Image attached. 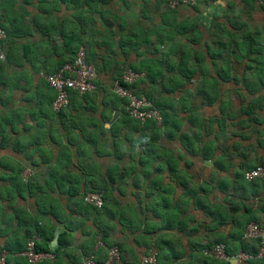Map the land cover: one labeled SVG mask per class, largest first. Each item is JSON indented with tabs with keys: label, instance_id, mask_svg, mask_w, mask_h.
Returning <instances> with one entry per match:
<instances>
[{
	"label": "crops",
	"instance_id": "0c3cea01",
	"mask_svg": "<svg viewBox=\"0 0 264 264\" xmlns=\"http://www.w3.org/2000/svg\"><path fill=\"white\" fill-rule=\"evenodd\" d=\"M159 1L161 2L157 4V0H111L106 3L103 0H96L87 4L84 0H78L75 5L71 0H46L42 3L38 0L26 2L13 0L6 16L2 14L6 17L4 18L6 22H16L18 29L23 27L28 32V35L19 34L17 43L31 44L33 48L29 52V57L18 56L20 64L14 66L11 63L7 69L0 71V190L4 188L6 190L0 192V247L11 243L13 237L17 236L21 239L24 232L17 228L20 218L21 222H24L28 220V216L39 215L42 218L40 222L47 225L49 233L55 234L59 231L58 243L57 246L53 245L54 249H60L59 235L62 232L64 234L62 242L65 246H62L64 249H60L63 254L61 264H73L72 258L76 260L81 258L82 261L87 253L105 259L107 246L102 240L99 243L95 240L99 234L103 236V233L97 229L93 215L85 212L79 201H76V205L81 209H74L73 203L74 198L82 197L84 190L89 191L91 181L98 180V183L104 182V186H107L106 202L109 200V204H113L115 183H118L115 182L114 173H126L127 177L132 174L130 181H124L126 186L121 183L124 190L116 187L120 197L139 191V194L130 195L131 198L129 196L123 198L124 201L130 200L132 204L138 205L141 203L140 200H144L146 206L147 204L159 206L155 202L159 199H154L156 198L154 194L157 193L166 204V212L172 207L177 209L175 214L177 222H181L178 219H184L179 214L181 207L187 201L190 205L193 204L194 198L214 206H221L223 199L225 205H228L227 208L222 207L226 215H231L229 204H231L230 200L234 199L233 202L241 203L240 214L245 212L243 207L247 205L253 216L264 225V180L256 179L254 186L247 189L238 184V181L248 182L243 179L246 170L258 164L264 166V84H261V75L259 76L261 67H264V14L260 4L256 0H212L198 4L196 7H181L176 10L177 19L194 22L188 24L193 29L190 33L199 31L200 36L199 40L191 41L188 38L190 33L188 35L177 33L173 36L171 47L167 38L169 28L161 21V14L166 11L163 10L164 2ZM104 9L115 13L114 22L111 19V25L106 28L103 23H100L101 26L96 23L90 25L87 17L91 14L92 18L96 17L100 21V12ZM76 12H81L83 17H73ZM121 18L125 19L121 20ZM96 26L101 27L105 32L110 29L113 33L112 38H115L112 43H96L93 50L90 49L88 41L84 44L88 52H91L89 57L102 63L109 57H104L105 47L114 49L115 45L113 60L108 59L113 65L107 66L109 61L106 60L107 65L103 66V69L108 71L100 80V83L109 88L111 95L113 91L109 83L114 79L108 74L114 68L116 78L118 70L124 66L137 65L146 75L144 82L142 81L139 86L151 90L154 97L161 99L166 94L160 93L161 85L157 82L160 81L158 79L181 78L184 76V71L178 69L176 64L196 61L194 54L203 57L207 75L204 76L205 74L197 70L191 77L190 85H187L188 80L185 81L186 88L190 87L191 91V95L187 98L195 122L186 124L190 127V129L188 127L190 143L191 146L194 144L196 150L194 153L187 151L179 134V130L185 125V112L181 114L183 126L177 131V136L172 140L163 141V145L170 151H164L161 141L158 140L160 146L154 151L156 158L153 162L143 165L138 162L144 153L141 148L134 151L135 159L122 154L119 148L117 149L121 152V157L115 156V148L112 149L114 144L105 145L106 151L102 150L105 138L112 135L109 127L122 115L120 110L123 105L118 99L112 103L108 101L103 103L102 96L105 94V89L101 92L102 96H99L101 89L99 87V91L89 92L96 96V110L83 107L92 103L75 104V102L78 111L72 110L75 109L73 104H68L61 115L54 111L50 101L55 96V90L48 85L42 73H46L56 64L55 60L58 59L59 52L65 45L64 39H69L70 45L78 46L80 43L78 39L96 37L91 34V29L94 27L96 30ZM120 38L124 41L120 42ZM246 38L248 40H245ZM241 44H252L254 52L241 53L238 49ZM183 47H186L188 54H191L190 58H183ZM53 48H56L58 54L51 58L49 55L53 53ZM153 57L156 62H152ZM157 64L165 70V74L156 81L149 80L153 76L150 67ZM167 66L170 68L167 69ZM219 73L223 75L222 78L219 77ZM98 74L99 71L97 77ZM204 77L208 79L204 80ZM213 79H218L219 97L214 104H207L202 102V95L197 91L199 89L209 91ZM205 81L208 86L205 85ZM182 87L179 86V90L175 92V107H178L177 100H180L183 94ZM115 102L117 110H115ZM221 103L224 104L223 113L219 106ZM253 104H259L261 108ZM243 106L252 110V116L249 117L241 110ZM115 112L118 115L109 124ZM73 113L74 116L84 120V123H77L83 129L69 123ZM218 113L224 117L222 121L217 120ZM104 117L108 118L105 120ZM72 129L84 135L91 129L93 136L89 141L92 146L87 144L89 148L86 149L83 145L84 135L79 146L76 142H72L73 139L70 137ZM35 131H38V135L34 136L31 143L17 142L21 139L31 140ZM109 166L112 167L108 173ZM145 167L149 172H144V176L140 174L143 178L134 179V175L140 173L138 168L145 169ZM158 167L159 172L156 170ZM112 168H115V171H112ZM183 174L189 175L185 186L182 184ZM189 184L198 191L191 198L187 195L186 189ZM17 187L21 190V195L17 193ZM73 188L78 190L76 195L71 193ZM204 188L207 192L203 190ZM42 191L46 193L43 194ZM39 196L44 197L43 200L47 202L49 199L54 201L48 209L44 208L43 213L38 210V206L41 205L36 204V197L38 199ZM57 202L61 205L62 212L58 211ZM189 210L190 208L186 211L188 230H182L184 232L178 230V223L175 224V221L171 228H176L178 232L177 237L175 236L176 242L171 244L173 251L184 256L186 261L187 255L193 252L194 246L190 242L192 238L189 236L193 234L190 232L196 231L199 218L203 221V225L200 226H206L207 230L211 231V235L209 234L211 238L202 233L203 236L200 237L202 243L195 242V244L204 245L213 241L216 234L221 232L227 234L232 229L231 224L227 227L209 226L210 217L201 216L198 208L196 214L191 217ZM108 212L107 219L111 224L107 223L109 228L104 235L108 242L115 243L118 233L124 235L123 225L115 234L114 206ZM142 213L140 210V214ZM151 216L153 217L152 214ZM143 225L144 223L142 228ZM190 229L195 230L189 231ZM128 230L127 234H131L132 230ZM54 234L48 241L47 252H44L47 259L53 258L51 250L54 249L50 248L49 244ZM199 234L194 235V240L199 241ZM203 237H207V241ZM120 243L123 246L124 261L130 259L131 255L133 257L132 252L125 249L123 245L125 242L120 241ZM128 248L143 253L147 246H139L134 242ZM130 260L133 261L134 257Z\"/></svg>",
	"mask_w": 264,
	"mask_h": 264
},
{
	"label": "trees",
	"instance_id": "16d2710c",
	"mask_svg": "<svg viewBox=\"0 0 264 264\" xmlns=\"http://www.w3.org/2000/svg\"><path fill=\"white\" fill-rule=\"evenodd\" d=\"M24 2H26L27 0H23ZM39 3H42L46 0H38ZM87 4H91L92 2H95L96 0H84ZM105 3L107 1H111V0H103ZM212 1V0H210ZM207 1V2H210ZM71 2L75 5L77 4L78 0H71ZM161 1L157 0V4H159ZM162 2H164L163 5V10H166L165 12H163V14H161V21L162 24L164 26H167L169 28V32L167 33V38L170 40V45L172 47V41H173V36H175V34H183V35H188L190 32H193L192 27H190L188 24H192L194 22H185L180 21L177 19V12L176 10L186 6V5H178L175 7H171L167 0H162ZM207 2H201V3H207ZM13 4V0H0V26L3 27L6 31V39L4 41L3 44V48H4V59L0 60V71L1 70H5L9 67V65L11 63H13L14 66H16L17 64H20V62L18 61V56L21 57H26V56H30L31 49L33 48L31 44H25V43H17V39L19 38L18 35L20 34H25L28 35V32L25 31V29L23 27H21L20 29L19 26H17L16 22H6V19L4 20L3 17L4 15L6 16V13L8 11V7H10V5ZM194 7V6H193ZM260 7L262 9V12L264 14V5L260 4ZM107 10V9H106ZM162 10V11H163ZM4 13V15L2 16V14ZM101 20H97L96 17L92 18L91 14L87 17V21L90 22V25H95L96 24H100L103 23L104 28L108 27L109 25H111L112 20L113 22L115 20V13L111 12V11H101ZM73 17H79L82 18L83 15L81 12H76L73 14ZM80 26V25H79ZM101 26V24H100ZM91 34L93 36L96 35V37H89L87 39L85 38H80L78 39L79 45H75L72 46L70 45L69 39H64L65 41V45L63 46L62 50L59 52L58 55V59L55 60V65L52 68L46 69V73H55L57 72L65 63H72L75 58H76V54L78 49L80 48L79 46L83 45L84 46V42L88 41L89 45H90V49H94L95 44H108L109 42H113L115 40V38H112V31L109 29L107 32L102 31L101 27H97L96 26V30L93 27L91 29ZM251 35V34H250ZM199 36H200V32L197 31V33H190L188 38L191 41H195V40H199ZM252 38V36H250ZM248 37V39L250 38ZM98 38V39H96ZM247 38L245 40H248ZM130 40V39H129ZM120 42H123L124 39L120 38L119 39ZM148 41V39H146V42ZM118 42V41H117ZM86 44V43H85ZM254 46L252 44H244V45H239L238 49L241 53H250V52H254ZM53 53H51L49 56H55V54L58 52H56V48L52 49ZM169 51V50H168ZM170 52V51H169ZM188 50H186V47H183V58L184 59H188L191 57V54H188ZM91 52H88V50H86V59L87 62L91 63L94 65V67H96L97 71H100V69H103V66L107 65L106 60L110 59L109 57L104 59L105 61L102 62H96L94 60L91 59V57H89V54ZM115 53V51H114ZM194 58L196 61L194 62H188V61H184L183 63H178L177 68L184 71V76H181V81L179 82V80H175L176 77L174 78H169V79H159L160 81H157L160 83L161 88H160V93L162 94H166L165 96H163V98H158L157 96L154 97L153 92L151 90H147L144 87L139 86V83H141L142 81L144 82L146 75L144 73V75L139 78L137 81L128 84V83H124L122 82L120 79V75L122 74V69L118 70V76L114 79L115 81L118 80L120 82V84H122V86L124 87H128V88H132L133 90H135V92L137 93V95H141L144 94L145 97L147 98V100L150 102L149 106L146 108H152V109H156L159 112V115L161 117L160 122L158 123L156 121V119H146L144 121H141L139 119L136 118H132L126 111L125 109V100L123 99V97H120L119 95H116L113 93V95H115V97L118 99V102H120V104L122 103L123 105L120 112H121V116L120 118H122V122H121V143H122V154L127 155L128 158L131 159H135L136 155L134 154V151L137 149H142L143 150V155L142 158L138 159V162H141L143 165H146L149 162H153L154 159L156 158L155 156V150H157V148H159V141H161L162 145H163V141L164 140H172L177 136V131L183 126L182 123V117L181 114L183 112L186 113V123H195L194 119H193V114L191 111V108L188 104V96L191 95V91H190V87L186 88V83L185 81H187V85L191 84V77L196 73L197 70H199L202 74H205L204 76L207 75L206 72V65L204 64L203 57L199 54H194ZM152 62H156L155 58L153 57ZM109 61V60H108ZM48 62V61H46ZM112 63V61H109ZM103 65V66H102ZM194 65V66H193ZM108 66V65H107ZM115 66V63H114ZM131 69L135 70V71H139V68L137 67V65L133 64L129 66ZM167 69H169L170 67L167 66ZM175 68V67H173ZM1 75V74H0ZM261 75V84H264V67H261V71L259 76ZM222 74L219 73V77L222 78ZM258 77V74H257ZM187 78V79H185ZM190 79V80H189ZM207 77H204V80H207ZM96 80V79H95ZM93 81L94 84L96 85L97 82ZM149 80H153L156 81V78H149ZM214 82H212L211 84V89L209 91H207L206 89H199L197 92L199 94H201L202 96V102L207 103V104H214L216 102V100L219 97V92H218V88H217V83H218V79H213ZM5 82V81H4ZM148 83V82H147ZM142 85V84H141ZM205 85L208 86V84H206L205 81ZM179 86H183L181 88L182 90V96L179 98L180 100H177V104H179L178 107H175L174 103H175V92L176 90H179ZM155 92V90H153ZM249 92H253V90H249ZM68 93H69V102L68 104H77V102L79 103H92L88 106L84 105L83 107H87L89 108V110H96L95 109V104L96 102V96L95 95H91L89 92H85V93H79L78 91L72 90V89H68ZM185 97V99H184ZM56 98V91H55V96L53 98L51 102L54 101V99ZM220 99V98H219ZM76 102V103H75ZM102 102H106V96L103 95L102 96ZM220 102H222V100H220ZM75 103V104H74ZM68 104L65 106L67 107ZM251 104V103H250ZM252 105V104H251ZM253 105H257L258 108H261V106L259 104H253ZM220 106V110L223 113V107L224 104L221 103L219 104ZM61 108L59 110H54L56 113H59L60 115L63 114L62 110L65 108ZM75 107L72 108L73 111H78L77 110V106H73ZM249 107V106H248ZM53 108V107H52ZM115 110H117V104L115 102ZM241 110H243L249 117L252 116V110H250L249 108L243 106L241 108ZM72 112V111H71ZM239 113H241L238 110ZM105 118V117H104ZM108 117L105 118V120ZM223 116L221 113L217 114V120L222 121L223 120ZM256 119V118H255ZM74 126H79V128L83 129L79 124H75ZM117 128V125H115L114 127V123L109 127V131L112 135H115V131L116 130H120ZM181 134V139L183 140V144L184 147L187 149V151L189 152H195V147L194 144L191 146L190 143V130L188 129V127H186L185 129L181 130V132L179 133ZM19 143V141H17ZM118 147H115V156L121 157V155L119 156L117 153V149ZM163 150L164 151H170V149L166 146L163 145ZM160 165V164H159ZM260 165V164H258ZM256 165V166H258ZM255 166V167H256ZM263 166V165H261ZM112 166H109L108 168V173L110 172V168ZM264 167V166H263ZM254 168V167H253ZM117 170V169H116ZM157 172H159V167L156 169ZM120 171V170H119ZM138 171L140 173H136L134 175V179L137 177L138 174H142L144 176V172L148 173L149 169L147 167H145V169H141L138 168ZM126 173H124L125 175ZM108 176V175H106ZM10 177L14 178L13 175H10ZM189 175L187 174H183L182 178V184L185 186L187 184V180H188ZM122 179L123 176L120 173H115V182L118 181V183H115V188L119 187L120 184L122 183ZM243 179H244V174H243ZM247 181V180H246ZM254 181H248L245 183H242L241 181H238V184L241 185L244 189H247L249 187L254 186ZM98 183V180H94L90 182V188L87 190L83 191L82 197H80V206L81 208H84L85 212L90 213L91 215H93L95 224L97 226V229L99 231H101L103 233V236H101V240L104 242V245L106 246H114L117 245L120 249V251L122 252L123 247L121 245V243H118L115 241V243L113 242H108L106 240V237L104 235V232L107 231V229L109 228V225L107 224H102L99 225L97 222V219L100 217V214L102 212V207L103 210H105V205L103 203L102 207L98 208L94 205H91L89 203H87L84 200V196L86 193L88 192H92V191H97L100 192L103 196L104 202H106V192L107 190V186H104V182ZM187 194L189 196H192L193 193H197L198 191L192 187V185H189L187 188ZM205 192H207V189L204 188L203 189ZM222 192H224V190L221 188ZM77 191L75 188H73V190H71L72 195H76ZM16 192V189H15ZM21 190L19 189V187H17V193L20 194ZM43 194H45V191H42ZM14 192H12L13 194ZM21 195V194H20ZM46 197V196H45ZM44 197L39 196L38 199L36 197V204L38 203L41 206H38V210H40L42 213L45 212L44 210V205L43 203H45V199L43 200ZM194 198V197H193ZM205 198V197H204ZM188 200V199H187ZM194 205L198 208L201 209L202 211H204L205 216L206 217H210L211 218V224L209 226H222L224 224H231V231H229L227 234H224L223 232L216 234V238L211 241V242H207L204 245L202 244H194L193 246V252L191 254H189V256L186 258L187 261L183 258L182 261L180 260L183 256L181 254H178L176 252H174L173 254L170 255H165L164 257L161 255V251H160V246H158L157 241L153 243L152 247L147 246L148 248H157V258L158 260L163 263V264H181L183 262L187 263V264H229V260H223V259H218L212 256H207V255H203L202 249L206 248V247H210L212 244L215 243H223L224 247H225V252L228 256H234L236 254H238L239 252H244V253H249L251 255L254 256L253 259L250 260V263L252 264H264V255L257 257L258 251H259V243L257 239H253V240H246L242 238V234L244 232L245 226L251 222V221H255L257 223H259L260 225H262L259 221L258 218H256L255 216H253L252 211L250 209V207H248L247 205H244L243 210L245 211L243 214H240V208H241V203L239 204V202H232L230 204V212L231 215H226V213L223 211L222 206L221 207H216L214 205H210L209 203H204L201 199H195L194 198ZM152 205H148V207H146L145 210H149ZM173 208V207H172ZM169 209V211L171 210V214L173 216H175L176 214V208L174 209ZM46 209V208H45ZM109 211V209H108ZM142 211V210H141ZM168 212H164V214L168 215ZM107 214V212H106ZM20 216V215H18ZM158 217V216H157ZM37 218L39 220H37ZM41 216L38 215V217H32V216H28V220L21 222V218L20 221H18L17 224V228L18 230H23V235L20 238L13 237L11 239V243H6L5 245H3L2 247H0V254L2 253V251L4 250L6 252V264H61L60 260H62V253L60 251V249H64V247L62 248V246H65V243L62 242V236H64L63 232L60 233L59 235V247L60 249H54L51 250V253H53V258L52 259H47L46 257H44L43 259H41L38 262H30L26 256L22 255V253L26 250L27 247V241L32 238L35 237V248L34 250L36 252H47L48 250V241H50L51 237L53 236V232L49 233L48 229H47V225H44L43 223L40 222ZM29 221V222H28ZM175 220L169 217V220H167L165 223L166 228L164 226H162V228L164 229H171L173 227V222ZM178 221L181 222H177L178 223V230L182 231V230H188L186 229V224H187V220L185 219H178ZM264 226V225H262ZM130 227L133 228L134 226H132L130 224ZM145 229V228H144ZM133 232L137 231L134 229H131ZM191 230H195V229H190ZM145 232V230H143ZM161 244V243H160ZM199 252V256L198 259L195 260L196 256L194 254H196V252ZM50 252V251H48ZM88 255L85 257L87 258L88 256L92 255L93 259L98 262L101 263L103 262V259H99L98 257H95L93 254L87 253ZM201 254V256H200ZM191 257V258H190ZM106 258H107V252H106ZM105 258V259H106ZM124 256L122 255L120 262H114L112 264H122V262H124ZM73 264H85V260L81 261V258H78L77 260L75 258L71 259ZM184 263V264H185Z\"/></svg>",
	"mask_w": 264,
	"mask_h": 264
},
{
	"label": "rangeland",
	"instance_id": "374dc122",
	"mask_svg": "<svg viewBox=\"0 0 264 264\" xmlns=\"http://www.w3.org/2000/svg\"><path fill=\"white\" fill-rule=\"evenodd\" d=\"M198 4H201V2H198V3H195V4H191V5H186V6H183V7H193V6L196 7ZM104 10L107 11L106 9H104ZM122 19H125V18H121V20ZM29 27H31V26H29ZM85 43L86 42H84V44ZM75 45L76 44H74V46ZM84 46H85V49L87 50V46L86 45H84ZM114 49H115V45H114ZM114 49H111L110 47L106 49V47H105L106 55L104 57H108L109 56V58H111L113 60L112 53L114 52ZM112 65L113 64L111 62H108V66H112ZM124 68H125V66L122 68V71L124 70ZM150 69H151V71L153 73L152 78L158 79V78L164 76V74H165V70H163L160 67V65H158V64L156 66L151 65ZM107 71L108 70L100 69L99 74H98V77L95 80L97 82V84L96 85L94 84L95 87H94V89L92 91H95V92L99 91L98 90V87H99V88H101L100 91H99V93H100L99 96H102L101 95V92H102V90L105 89V94L104 95L106 96V101H108V103H112L113 101H117V98L115 97L116 94L114 93L115 95H111L109 93V90H108L109 88L108 87H105V84L100 83V80H102V75L105 72H107ZM97 73H98V71H97ZM108 75L115 79V68L113 69L112 72H109ZM103 79H105V77ZM175 80H179V82H180L181 81V78H175ZM112 83L113 82L110 81V83H109L110 87H111ZM196 98L198 99V97H196ZM225 105H226V103H225ZM176 106H179V104H176ZM74 114L75 113L72 114V117L69 120V123L70 124L75 125L77 123H84V120L82 118L76 117V116H74ZM121 122H122V118L119 117L114 122V127H115V125H117V128L120 129ZM184 124L185 125L182 127V129L179 130V132H181V130L185 129L186 127H189V126H186L187 123L185 122V119H184ZM76 129H72V131L70 133V137H72V139H73L72 142H76L77 143V146H79L80 144H82L81 139H82V137H83L84 134L83 133L81 134V132L77 131ZM189 129H190V127H189ZM73 130H76V131H73ZM33 133L34 134L31 136L32 137L31 140L28 139L27 141H25V140H22L21 139L19 141V143H22V144L31 143L32 142V139H34V136L35 135H38V131H35ZM92 134H93L92 130L89 129V131H87V133L84 135V139H82L83 140V145L86 146V149L89 148V146L87 144H89L90 146H92L90 144V141H89V138L91 136H93ZM113 136H114V142L112 143ZM121 139H122V137H121V130H116L115 131V135H110V137H106L105 138V140L103 142V145H102L103 146L102 148H104V149H102V150L103 151H106L107 148L105 149V145H108V144H110V145H113L114 144V147L112 149H114L115 147H118L120 150H122V146L123 145L121 143ZM100 140H102V139L100 138ZM117 151H118V155L120 156L121 155V152L119 150H117ZM112 171H115V168H112ZM114 175H115V173H114ZM130 175H132V174H129V176L127 177L126 174L125 175L122 174V176H123L122 185L123 186H126V183H124V181H127V180L130 181L131 180ZM6 176H7L6 179H8L9 178L8 175H6ZM201 176H203V174ZM139 177L143 178L142 175L139 174V175H137L136 179H139ZM119 188H120V190H124L122 188L121 184H120ZM4 191H6L5 188L3 190L2 189L0 190V192H2V193ZM115 191H116L115 192V202L113 204H109L110 203L109 200L107 202H104V205H105V208L106 209L103 210V207L101 208L102 209V212L100 214L99 220L97 219V223H99V224L100 223L101 224L103 223L104 225L107 224V223H110L109 220L107 219V218H109L108 215L110 214L108 212V209L111 210V207L114 206V209H115V219H114V223H115V234L119 232V227H122V225H123V229L122 228L121 229L124 232V235L123 236L118 233V236L115 237V241H119L118 243H120V241L121 242H125V243H123L125 249H128V252L131 251L132 254H133V257H134V260L133 261L130 260V259H133L132 255H131L130 259L127 258V260L124 261L122 264H124V263L125 264H140L141 263V260L139 262V259H142L141 257H143L144 255H149V254H153V253L156 256V259L158 260L156 248H148L143 253H141V252L140 253L139 252H135L131 248L129 249L128 248L129 245L132 246V244L134 242L137 245H139V246H149V247H152L153 243L157 241L158 246H160L161 255L163 257L165 256L166 253H168V255L173 254L174 251H173V248H172V245L171 244L176 242L175 236L177 237V235H178L177 229L176 228L175 229H164V228H162V226H164L166 228V225L167 224L165 222L167 220H169V217L172 218V219H174L175 220V224H177V216H173L170 213L171 210L169 211L168 215L167 214L166 215L164 214V212H166V210H167L166 207H165L166 204L164 203V200H162L161 197H158V194L157 193L154 194V197H156L154 199H159V200H156L155 201L159 206H152L149 210H145L146 207L148 206V204L146 206V201H144V200H140L139 201V199H137V201H139L141 203H138V205H136L134 203L132 204L130 200L124 201V199H123V198H127L128 196L131 198L130 195H132V194L133 195L134 194L135 195L136 194H139V191L137 193H135V192L132 191L133 193H131L130 195L125 194L122 197H120L119 190H117L115 188ZM192 196H195V193H193ZM189 198H191V196H189ZM232 200H234V199H231L230 201H232ZM76 201H79L80 202V197L79 198H76V199L74 198V203H73L74 209H81L80 207H78L76 205ZM204 201H206L205 198H204ZM53 203H54L53 199H49L48 202L45 201V203H43V205H44L43 207L46 208V209H48L49 208L48 206H50V204H53ZM16 204H17V202H16ZM193 204L190 205L189 201H187V203L184 204L181 207V209L178 207V209H180L179 214L182 215V217H184L185 220H187V217H188L187 212H186L188 208H190L189 213H191V217H193L196 214L197 207L194 206ZM56 206L58 208V211L60 212L61 211L60 210L61 209V205L58 204V202H57L56 203ZM221 206L223 208L224 207L225 208L228 207L227 204L225 205L223 199L221 200ZM221 206H216V207H221ZM51 207H52V205H51ZM53 208L56 209V207H53ZM140 210H142V212H143L142 214H140ZM229 210H230V208H229ZM175 211L177 212V209ZM198 211H200L201 216H204L205 217L204 211H202L201 209H198ZM75 212H77V211H75ZM106 212H108V215L106 214ZM151 214L153 215V217L151 216ZM228 214H230V212H228ZM101 216H102V218H101ZM35 217H37V216H35ZM93 218H95V217L93 216ZM143 223H144V225H143V228H142V224ZM130 224L132 226H134V227L131 228L130 227ZM198 224L199 225H196L197 226L196 227V231L190 232V233H193V234H190V236H189V238H192L190 240V242L192 243V245L195 242L202 243V242H200V239H201L200 237H201L202 233H204L203 235L206 234L209 238H211V236H210L211 235V231L207 230V227L206 226H200V225H203L202 219L199 218V223ZM188 225H189V223H188ZM227 225L228 224H224L225 227H227ZM144 227H145V229H144ZM140 228H142V229H140ZM128 229H130V230L131 229H134V230H137V231H134V232L132 231L131 234H127V233H129V230ZM143 230H145V232ZM181 232H184V231H181ZM195 234H199L198 235L199 241L197 239L194 240V235ZM164 238H166V239H164ZM203 238H204V240L207 241V239H206L207 237H203ZM95 240H96L97 243H99V241H101V235L99 234L95 238ZM115 247H117L118 250H119V252H120V260H121V257L123 255V253L120 251V249H119V247L117 245H115ZM181 250H182V248H181ZM137 253L139 254V256H138ZM194 255L196 256L195 260H197L198 259V256H199V252L198 253L196 252V254H194ZM203 255H205V254H203ZM187 256H189V255H187ZM200 256H201V254H200ZM182 258H184V256ZM84 260H85V258H84ZM184 263L185 262H183L181 264H184ZM185 264H187V263H185Z\"/></svg>",
	"mask_w": 264,
	"mask_h": 264
},
{
	"label": "built area",
	"instance_id": "2783aa9c",
	"mask_svg": "<svg viewBox=\"0 0 264 264\" xmlns=\"http://www.w3.org/2000/svg\"><path fill=\"white\" fill-rule=\"evenodd\" d=\"M210 0H167L171 7L178 5H191L198 2H207ZM261 5H264V0H257ZM6 39V31L0 26V60L4 59L5 53L3 44ZM144 75L143 72L134 71L127 67L123 74L121 75V81L124 83L131 84L137 81ZM45 81L48 85L56 91V98L52 102L53 109L59 110L65 107L69 102L68 89L78 91L79 93H84L89 90H93L95 85L92 80L95 78V69L92 64L86 61V52L84 46H80L77 51L76 58L72 63H65L57 72L55 73H42ZM115 92L124 98L125 109L127 113L132 117L144 121L146 119H156L159 123L161 117L156 109L146 108L149 106L150 102L147 98L141 94L137 95L135 90L132 88L124 87L119 81L115 82L114 87ZM244 179L247 181H253L255 179L264 180V167L258 165L254 168L248 169L244 172ZM84 200L94 205L98 208L102 207L104 203L103 196L100 192L92 191L88 192L84 196ZM242 238L246 240H258L259 251L257 257L264 255V226L257 222H250L244 229ZM35 237L30 238L27 241L26 250L23 255L30 262H38L45 257V254L41 252H36L35 248ZM100 245L102 243L100 242ZM103 246V245H102ZM107 248V258L98 263L90 255L85 258V264H112L114 262H120V252L117 247L111 246ZM203 254L207 256H212L218 259L229 260L237 259L236 264H252L250 260L254 258L253 255L249 253L239 252L234 256H228L225 252V247L223 243H215L210 247L203 248ZM0 264H5V256L2 254L0 256ZM140 264H161L157 259L155 254L144 255L141 259Z\"/></svg>",
	"mask_w": 264,
	"mask_h": 264
},
{
	"label": "clouds",
	"instance_id": "9594fccd",
	"mask_svg": "<svg viewBox=\"0 0 264 264\" xmlns=\"http://www.w3.org/2000/svg\"><path fill=\"white\" fill-rule=\"evenodd\" d=\"M257 1V0H256ZM81 46H83V45H81ZM84 48H85V46H84ZM85 52H86V49H85ZM86 61H87V59H86ZM89 63V62H88ZM91 64V63H90ZM93 65V64H92ZM93 67H94V65H93ZM127 67H129V66H125V68H124V70L127 68ZM130 68V67H129ZM94 69H95V78H93V80H92V82L97 78V69H96V67H94ZM124 70H123V72H124ZM133 70V69H132ZM135 71V70H134ZM140 71V70H139ZM123 72H122V74H123ZM140 72H143V71H140ZM144 73V72H143ZM121 74V75H122ZM121 75H120V78H121ZM121 80V79H120ZM116 81H118V80H116ZM115 80L113 81V84L111 85V87H112V91H113V93H116L115 92V90H114V87H115V82H116ZM93 84H94V82H93ZM54 89V88H53ZM92 90H89V91H86V92H91ZM85 93V92H84ZM117 94V93H116ZM118 95V94H117ZM144 95V94H143ZM145 96V95H144ZM121 97V96H120ZM124 99V98H123ZM124 105H125V103H124ZM244 174V173H243ZM256 180V179H255ZM261 180V179H260ZM252 222V221H251ZM255 222V221H254ZM250 223V222H249ZM247 226V225H246ZM103 245V244H102ZM213 245V244H212ZM115 246V245H114ZM107 247H111V246H107ZM107 249V248H106ZM203 250V249H202ZM2 254H4V256H5V264H6V252L3 250L2 251V253L0 254V256L2 255ZM44 254V253H43ZM23 255V254H22ZM45 257H46V254H45ZM105 260V259H104ZM103 260V261H104ZM161 264H163V263H161Z\"/></svg>",
	"mask_w": 264,
	"mask_h": 264
},
{
	"label": "water",
	"instance_id": "95a60500",
	"mask_svg": "<svg viewBox=\"0 0 264 264\" xmlns=\"http://www.w3.org/2000/svg\"><path fill=\"white\" fill-rule=\"evenodd\" d=\"M117 115H118L117 112H115L113 114L112 119L109 121V124H111L116 119ZM58 234H59V231H56L55 234H54V237H53L52 242L49 244V247L50 248H53L54 249L55 246H53V245H55V244L57 246V243H58ZM236 263H237V259H229V264H236Z\"/></svg>",
	"mask_w": 264,
	"mask_h": 264
}]
</instances>
